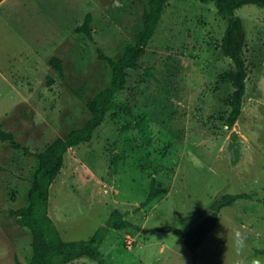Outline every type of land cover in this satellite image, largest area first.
Segmentation results:
<instances>
[{
	"label": "rangeland",
	"instance_id": "obj_1",
	"mask_svg": "<svg viewBox=\"0 0 264 264\" xmlns=\"http://www.w3.org/2000/svg\"><path fill=\"white\" fill-rule=\"evenodd\" d=\"M114 1L9 0L0 7V121L31 151L82 125L87 99L109 82L95 43L74 31L86 13H94L95 40L111 55L142 28L147 0ZM237 14L247 28L249 74L235 125L227 124L235 64L221 50L227 19L212 2L169 0L143 68L129 70L128 87L93 139L69 149L51 186L49 212L65 239L90 238L118 207L140 228L109 231L102 250L111 263L264 264V7L245 4ZM53 56L63 59V72ZM126 105L147 113L152 141ZM36 165L34 155L0 139V264L32 255V234L10 210L26 203ZM152 175L165 191L140 206ZM241 191L251 196L221 210L196 262L181 236L153 230L188 229L217 197ZM237 230L247 237L239 252ZM66 264L100 263L82 256Z\"/></svg>",
	"mask_w": 264,
	"mask_h": 264
},
{
	"label": "trees",
	"instance_id": "obj_2",
	"mask_svg": "<svg viewBox=\"0 0 264 264\" xmlns=\"http://www.w3.org/2000/svg\"><path fill=\"white\" fill-rule=\"evenodd\" d=\"M200 1L214 3L220 15L227 19L221 50L235 64V70L230 74L234 90L230 96L231 111L227 118L228 126L233 127L243 110L249 74L245 56L248 33L244 19L237 14V9L245 4H257L264 7V0ZM168 2L169 0H147L142 15V28L117 55L107 53L95 40L93 29L95 18L92 11H88L83 22L74 28L75 32L86 34L95 43L99 59L110 68L109 82L87 99L86 105L90 116L82 125L72 128L63 135H57L42 151L33 152L28 146L17 141L16 135L7 130L4 123L0 121V139L8 142L14 148L23 149L37 159L26 203L10 210L16 221L27 227L32 234L30 259L23 261L15 254L16 264H66L82 256H88L100 264H114L107 260L102 250V244L109 231L112 228L117 230L131 227L140 228L137 223L127 217L129 211H123L116 207L110 212L106 223L101 225L90 238L67 240L63 237L49 212L51 186L65 165V157L69 149L93 139L95 131L104 122L114 104L116 94L128 87L129 70L143 68L142 59L148 52L149 43L158 28ZM50 62L54 68L63 72L64 64L60 56H53ZM49 78L51 82L53 79L51 76ZM125 110L133 118L134 125L140 131L143 139L147 142L152 141L153 130L147 113L135 112L130 105H126ZM164 191V188L157 185L156 176L152 175L149 193L140 206H146ZM250 196V193L246 191L224 193L212 202L211 212L190 228L183 229L172 225H163L155 227L153 230L173 231L181 236L192 260L196 262L199 259V247L208 233L216 226L221 210L240 198ZM261 251L264 252V249Z\"/></svg>",
	"mask_w": 264,
	"mask_h": 264
},
{
	"label": "clouds",
	"instance_id": "obj_3",
	"mask_svg": "<svg viewBox=\"0 0 264 264\" xmlns=\"http://www.w3.org/2000/svg\"><path fill=\"white\" fill-rule=\"evenodd\" d=\"M246 239H247L246 234L242 233L239 230H237L235 232L234 244H235L238 252L241 251L246 246L245 245ZM253 264H259V262L258 261H254Z\"/></svg>",
	"mask_w": 264,
	"mask_h": 264
},
{
	"label": "crops",
	"instance_id": "obj_4",
	"mask_svg": "<svg viewBox=\"0 0 264 264\" xmlns=\"http://www.w3.org/2000/svg\"><path fill=\"white\" fill-rule=\"evenodd\" d=\"M7 1H9V0H2V1L0 2V7H1L4 3H6Z\"/></svg>",
	"mask_w": 264,
	"mask_h": 264
},
{
	"label": "built area",
	"instance_id": "obj_5",
	"mask_svg": "<svg viewBox=\"0 0 264 264\" xmlns=\"http://www.w3.org/2000/svg\"><path fill=\"white\" fill-rule=\"evenodd\" d=\"M116 2V4L118 3V4H121V3H119L120 2V0H115L114 1V3Z\"/></svg>",
	"mask_w": 264,
	"mask_h": 264
},
{
	"label": "water",
	"instance_id": "obj_6",
	"mask_svg": "<svg viewBox=\"0 0 264 264\" xmlns=\"http://www.w3.org/2000/svg\"><path fill=\"white\" fill-rule=\"evenodd\" d=\"M148 229H144V231H147Z\"/></svg>",
	"mask_w": 264,
	"mask_h": 264
}]
</instances>
